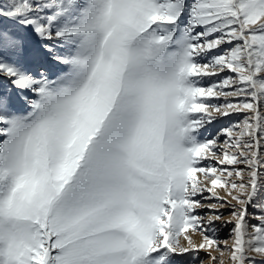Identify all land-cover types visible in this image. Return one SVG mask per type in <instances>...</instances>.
<instances>
[{"label":"snow or ice","instance_id":"1","mask_svg":"<svg viewBox=\"0 0 264 264\" xmlns=\"http://www.w3.org/2000/svg\"><path fill=\"white\" fill-rule=\"evenodd\" d=\"M193 262L264 264V0H0V264Z\"/></svg>","mask_w":264,"mask_h":264},{"label":"rangeland","instance_id":"2","mask_svg":"<svg viewBox=\"0 0 264 264\" xmlns=\"http://www.w3.org/2000/svg\"><path fill=\"white\" fill-rule=\"evenodd\" d=\"M233 121H235V120H237V119H242V117H236V116H233L232 118H231ZM228 123V121H218V122H216L215 124H213L212 126H211V130H215L216 128H218V127H220L222 124H227ZM223 215H224V219H229L230 218V213H229V211H227V210H225L224 211V213H223ZM218 228H219V235H220V237L222 238V239H224V238H227V236H228V228H223V227H220L219 225L217 226ZM231 226H229V228H230ZM195 239L197 240V242H199V237L197 236V237H195ZM215 254V253H214ZM200 256L203 258V256H204V254L201 252L200 253ZM225 259L227 260V255L225 256ZM193 264H195V262H193Z\"/></svg>","mask_w":264,"mask_h":264},{"label":"bare ground","instance_id":"3","mask_svg":"<svg viewBox=\"0 0 264 264\" xmlns=\"http://www.w3.org/2000/svg\"><path fill=\"white\" fill-rule=\"evenodd\" d=\"M212 129V128H211Z\"/></svg>","mask_w":264,"mask_h":264}]
</instances>
